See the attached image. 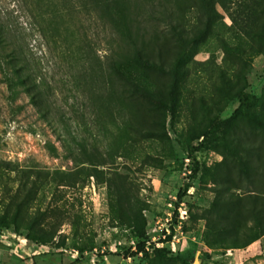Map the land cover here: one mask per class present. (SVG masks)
<instances>
[{
	"label": "rangeland",
	"instance_id": "obj_1",
	"mask_svg": "<svg viewBox=\"0 0 264 264\" xmlns=\"http://www.w3.org/2000/svg\"><path fill=\"white\" fill-rule=\"evenodd\" d=\"M55 1L0 0L35 75L10 87L0 67V264H264V0H163L182 58L128 4L167 72H125L168 108L84 76L114 31Z\"/></svg>",
	"mask_w": 264,
	"mask_h": 264
},
{
	"label": "trees",
	"instance_id": "obj_2",
	"mask_svg": "<svg viewBox=\"0 0 264 264\" xmlns=\"http://www.w3.org/2000/svg\"><path fill=\"white\" fill-rule=\"evenodd\" d=\"M51 1L54 5H58L55 0ZM60 2H62L64 8L67 7L66 9L70 11H77V7L87 9L91 5L92 9H90L96 15L98 14V20L111 24L110 26L114 31V45L110 50L107 61L101 63V61L97 60V70H94L92 66L91 71H88L89 69L86 67L84 69V76H92V81L98 85L97 88H100L107 83L103 79L106 74L115 82L117 89L129 96L140 98L154 107L168 108V103L164 98L157 97L142 87L126 74L125 69L128 64H133L144 69L167 72L163 60L155 59L153 51L146 47L148 35L144 30L142 32L141 26L136 22L138 15L129 11V3H139V6L141 7L142 5L144 11L151 13L152 17L159 16L157 18L168 25L171 36L182 46L180 57L185 56L186 48L190 41L188 36L178 26L172 15L174 14V10L169 4L163 0H161L159 6H155L153 3L146 5L144 0H60ZM77 4L80 5L77 6ZM87 4L88 6H86ZM56 16L57 14H54L52 18ZM119 22L123 24V27H119ZM40 29L42 35H44L45 30L43 26ZM18 32L14 31V28L0 17V67L3 72L2 74L5 82L10 87L13 84H22L23 89L26 90V82L35 81V75L30 65L31 56L27 50V38ZM85 56L83 55V61L85 60ZM94 64L96 63L94 62ZM241 114L242 111L238 110L234 113L233 118ZM43 116L47 118V115L44 114ZM133 226L140 239H147L144 223H141L139 219H135L133 220ZM0 227L3 229L10 228L5 220H0ZM168 240L170 241L171 237ZM144 245V243H140L138 245L139 250H144Z\"/></svg>",
	"mask_w": 264,
	"mask_h": 264
}]
</instances>
